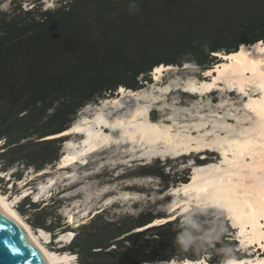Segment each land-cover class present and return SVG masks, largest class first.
Wrapping results in <instances>:
<instances>
[{"label":"trees","instance_id":"obj_1","mask_svg":"<svg viewBox=\"0 0 264 264\" xmlns=\"http://www.w3.org/2000/svg\"><path fill=\"white\" fill-rule=\"evenodd\" d=\"M133 4L138 11L130 10ZM259 41L264 43V0H58L54 8L35 4L21 8L18 15L3 13L0 159L7 168L25 164L36 171L45 169L58 161L65 139L47 136L69 129L85 105L115 94L120 87H143L145 81H152L158 65L190 63L206 71L219 62V53ZM142 173L165 178L164 172ZM19 203L35 211V226L56 233L66 225L58 214L48 212L49 205L41 207L39 201L26 197ZM156 218L145 215L115 223L98 215L79 227L69 249L81 264L202 261L207 255L208 264H223L230 258L250 257L224 232L203 222L202 216L148 227ZM184 224L212 243L181 248L176 237ZM141 227L146 229L138 230ZM129 232L122 241L116 240ZM124 241L128 246L122 248ZM113 244L119 248L108 249ZM103 257L119 262L96 261Z\"/></svg>","mask_w":264,"mask_h":264},{"label":"rangeland","instance_id":"obj_2","mask_svg":"<svg viewBox=\"0 0 264 264\" xmlns=\"http://www.w3.org/2000/svg\"><path fill=\"white\" fill-rule=\"evenodd\" d=\"M57 2L58 0H0V17L3 13L18 15L21 8L30 9L35 4L42 9L54 8ZM218 58L219 63L226 62L220 55ZM155 69L152 72V81H145L143 87L136 89V91L155 94L153 96L158 94L160 99L150 101L151 103L141 99L142 103L151 104L148 117L166 123V125L170 124L175 132H179L184 137L202 139L206 135L207 137L203 139L215 140L212 138L224 137L228 134L229 137L238 134L241 136L243 131L249 127H255L259 118H264L258 109L255 110L251 107L252 105H248L250 95L259 96L262 93L256 90L254 85L251 86L250 90L252 91L249 90L250 93L240 94L238 88L235 87L231 91L232 93L227 94L224 90L230 87L224 83L221 84L220 88L209 89V91L202 93L191 90L188 87V82L190 80H211L212 75L209 74V69L202 71L201 68L190 63L183 66L172 65L170 68H164L159 79L155 78ZM120 88L115 94L97 102H91L79 110L72 126L81 124L84 127L83 133L71 132L47 136V138L54 136L65 138L57 152L59 159L56 163L36 171L34 166L25 164H15L7 168V163L0 159V192L10 198L9 202L13 203L12 208L18 210V215L30 224V230L36 234L48 250L58 251L60 254L68 253L73 256L70 260L71 264H81L77 253L69 249V243L77 230L80 229L79 227L89 224L98 215L115 223L145 215H154L157 218L171 216L173 218L169 220L179 218L181 221L200 219L199 216H202L201 220L209 224L213 230L224 232L229 242H237L236 248L244 255L253 256L254 259L263 257L260 254L264 252V249L258 247L259 244L257 247L254 244L242 246L240 229L234 225L230 216H223L214 212L205 213L196 204H193V209L185 211L182 207L186 205L179 203L184 194L178 192L175 186L192 180L196 168H203L204 165H198L197 159H205V162L208 161V163H213L214 160L219 163L223 161V154L216 146L204 147L191 151L193 153L184 152L178 155L173 153L168 155V152H161L168 146H153L148 148L153 155L146 158L141 156L136 158L135 155H127L128 151L124 152L123 147L115 145L88 157H83V155L76 162L66 161L68 159L66 155L80 153L81 144L87 138L88 132L97 125L101 109L108 110L109 105L114 104L112 101L114 97L120 98L122 96V94L119 95ZM128 99H125V103L129 101ZM93 118L96 121H90ZM223 126L228 128L229 132H225ZM261 130H264V124L261 125ZM3 143L4 141L0 140V154L4 150L2 148ZM248 156V161L254 159L250 155ZM211 160L213 161L211 162ZM148 171L164 172L165 178L142 173ZM185 178L188 180L176 182ZM25 197L31 201H39L41 207L49 205L48 212L58 214V217L61 218L59 220H63L66 225L59 228L56 233L35 226L32 223L33 220H36L35 215L33 216L35 211L29 209V204L22 205L19 203ZM176 203L181 208H176L178 206ZM21 208L27 212L23 213ZM150 224H147L148 227L152 226ZM145 229L144 227L138 230L143 231ZM130 233H125L116 240L121 239L122 241ZM125 244L128 246L127 241L120 245H123L122 248H124ZM115 247L119 248V244L117 246L113 244L108 249ZM208 256L202 259V261L207 260L205 261L206 264H208ZM96 261L99 263L119 262L112 257H103Z\"/></svg>","mask_w":264,"mask_h":264},{"label":"bare ground","instance_id":"obj_3","mask_svg":"<svg viewBox=\"0 0 264 264\" xmlns=\"http://www.w3.org/2000/svg\"><path fill=\"white\" fill-rule=\"evenodd\" d=\"M219 55L226 62H218L213 68L209 69L212 79L190 80L188 87L191 90L204 93L209 89L220 88L221 84L224 83L230 87L224 90L227 94L232 93L231 91L235 87L242 94L250 93L252 91L250 90L251 86L254 85L255 89L262 93L259 96L250 95L248 105H252L251 107L255 110L258 109V112L264 116V43L259 41L254 44H243L238 51L225 54L219 53ZM165 67L170 68L172 65H158L155 69L156 79H159L160 73ZM120 90L119 95L122 94V96L120 98L114 97V100H112L114 104L109 105L108 110L101 109L100 118H98L99 120L95 126L96 129L93 127L88 132L87 138L81 144L80 153L66 155L68 156L66 161L76 162L83 155V157H88L93 153L115 145L123 147L124 152L128 151V153L126 152L127 155H135L136 158L138 156L146 158L153 155L148 149L153 146H168L167 149L161 151L168 152V155L170 153L178 155L204 147L216 146L223 154V161L219 163L216 160H211L213 163L198 164L204 166L203 168H196L192 180L175 186L178 192L184 194L179 203L180 205H186L182 207L185 211L193 209V204H196L205 213L214 212L223 216H230L234 225L240 229L242 246L254 244L257 247L259 244L258 247L264 249V137H260L264 136V130H261L264 118H259L255 127H249L245 131L242 130L241 136L238 134L229 137L228 134L224 137L216 136V138H212L215 140L209 138L210 141L203 139L207 137L205 134L202 139H195L190 136L184 137L179 132H175L170 124L166 125V123L148 117L151 104L146 105V103L141 102V99L150 102L160 99L158 94L153 96L155 94L139 93L136 90L125 89L124 87H121ZM115 98L117 99L115 100ZM126 98H129V101L126 100L127 103H125ZM90 121L96 120L93 118ZM223 128L225 127L223 126ZM226 131L229 132V129L225 128ZM71 132L83 133L84 127L81 124H76L63 131L62 134ZM248 155L254 159L248 161ZM9 200L10 198L6 194L0 192V203L23 224L48 264H71L70 260L73 256L68 253L60 254L58 251L48 250L36 234L30 230V224L18 215L19 211L12 208L13 203ZM176 205L178 204L176 203ZM180 205L175 207L181 208ZM172 218L171 216L157 218L151 225ZM262 255L263 257L257 259L253 257L230 258L223 264H264V252L260 254V256ZM205 261L207 260H161L146 262V264H206Z\"/></svg>","mask_w":264,"mask_h":264},{"label":"water","instance_id":"obj_4","mask_svg":"<svg viewBox=\"0 0 264 264\" xmlns=\"http://www.w3.org/2000/svg\"><path fill=\"white\" fill-rule=\"evenodd\" d=\"M0 264H48L23 224L1 203Z\"/></svg>","mask_w":264,"mask_h":264},{"label":"clouds","instance_id":"obj_5","mask_svg":"<svg viewBox=\"0 0 264 264\" xmlns=\"http://www.w3.org/2000/svg\"><path fill=\"white\" fill-rule=\"evenodd\" d=\"M132 9H135V11L139 10L138 6L135 4L130 7V10ZM176 243L181 248L192 249L206 247L212 243V240L206 239L204 234L198 235L188 226V224H184L178 231Z\"/></svg>","mask_w":264,"mask_h":264},{"label":"snow or ice","instance_id":"obj_6","mask_svg":"<svg viewBox=\"0 0 264 264\" xmlns=\"http://www.w3.org/2000/svg\"><path fill=\"white\" fill-rule=\"evenodd\" d=\"M241 91H243V89H241Z\"/></svg>","mask_w":264,"mask_h":264}]
</instances>
